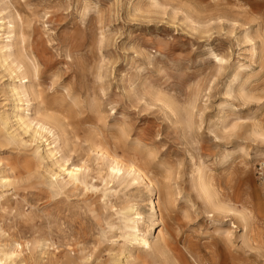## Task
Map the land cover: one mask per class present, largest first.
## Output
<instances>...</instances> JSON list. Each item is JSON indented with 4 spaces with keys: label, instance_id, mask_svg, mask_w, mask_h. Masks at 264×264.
Wrapping results in <instances>:
<instances>
[{
    "label": "rangeland",
    "instance_id": "obj_1",
    "mask_svg": "<svg viewBox=\"0 0 264 264\" xmlns=\"http://www.w3.org/2000/svg\"><path fill=\"white\" fill-rule=\"evenodd\" d=\"M13 15L39 74L20 81L0 65V113L16 104L12 85L31 86L38 97L22 114L58 116L67 127L55 133L57 155L45 162L35 151L50 135L41 143L17 131L22 143L0 140V169L12 181L0 185V245L16 251L6 264H179L158 249L161 228L162 240L195 264L185 248L207 261L211 250L228 251L214 245L218 225L233 231L235 264H264V139L252 136L254 127L264 133V0H0V42ZM240 63L246 67L234 80ZM98 129L118 145L113 154L143 158L163 198L165 188L173 193L161 228L150 222L145 183L113 179L110 161L84 142ZM195 164L209 169L220 201L251 213L250 248L238 219L205 208ZM75 165L83 167L78 184L59 169ZM136 202L150 247L128 244L119 229L131 214L121 211Z\"/></svg>",
    "mask_w": 264,
    "mask_h": 264
},
{
    "label": "bare ground",
    "instance_id": "obj_2",
    "mask_svg": "<svg viewBox=\"0 0 264 264\" xmlns=\"http://www.w3.org/2000/svg\"><path fill=\"white\" fill-rule=\"evenodd\" d=\"M87 3L83 7V11L87 10ZM2 19L0 18V21ZM2 22L0 23V32L2 29ZM7 32V40L4 42H0V65L10 72L16 74V78H20V81L22 79H28L33 80L35 76L39 74V63L36 60V58L30 54H26L27 52V37L22 35H17L16 33V25H15V16H11L9 27ZM245 40L253 43L254 39L250 35H246ZM102 43V42H101ZM18 45V50L15 56V59L9 63L10 53L11 49ZM262 44L264 45V39L262 40ZM256 45L252 47V58L257 57L254 55V52H256ZM26 54V55H25ZM245 64H238L236 68V72L234 75V80H238V77L241 75L243 68H245ZM10 92L12 93V96L15 98L14 101H16V104L12 108L11 113H0V140L1 142L8 144V145H17L19 143H22L23 140L20 138V135L17 133V131H23L26 134H31L34 138V140L38 139L41 143L43 142L44 137L47 135H50L51 137H47L46 142L48 144L46 145V149L43 148L40 152V147L37 148L35 151V154L40 157L41 162H45L48 160H51L54 158L57 153L54 149L51 148L53 144L56 143V140L54 139L55 133L58 131H61V129L64 130L67 125H65L64 121L58 117V116H51L46 115L42 112H37L36 117L31 120L27 115L24 116L22 114L23 112V106H27V110H30V102L36 101L38 94L31 91V86H19L16 83L12 85L10 88ZM166 105L171 109L174 110L175 106L174 104L169 101L166 103ZM192 117L190 116V121H188V128H192ZM104 120H99V122H103ZM36 122V126L33 127V123ZM15 123V124H13ZM106 123V122H105ZM104 126H106L104 124ZM13 127H17V130H14ZM62 132V131H61ZM102 137V139H99ZM252 136L254 138L262 137L264 139V133L261 132V130L258 127H254L252 131ZM84 142H88L90 149L95 151L98 155H101L103 158L108 159L110 161V176L114 179H121L123 176H134L135 180H142L145 183L146 190L148 192L146 197V205L149 207V219L150 222L153 223L155 226H160V228L164 225L162 213L160 211L165 210L169 211L171 210L175 205V199L172 192L169 191L168 188L164 189V198L162 197V191L158 185V182L150 177L151 170L148 167H145L142 165L141 161H143V158H140L139 156H132L129 158V160H123L120 156L117 154H113L111 152V149L117 148L118 145L113 144L106 140L104 137V131L101 129H98L97 131H93L88 138L84 140ZM143 144L139 143V147L141 151H144L142 149ZM241 151L243 152L244 149L242 148ZM228 155H231V153H228ZM258 157L261 159H264V152H258ZM141 159V160H140ZM148 160L145 161V163L150 164L153 161L150 160L151 157H147ZM264 164V163H263ZM262 164V165H263ZM53 163L51 164V166ZM196 170L194 172V181H195V188L197 190V193L202 197V200L204 201V205L206 209H210L211 213H213V217L215 215L222 216L224 214H230L233 216L234 219H238V222H240L241 227L244 230V233L241 236V239L243 241V244L246 247L250 248V220L252 218V215L249 211H239L233 207H228L225 205L224 202L219 200L218 192L214 190L213 183L211 182L209 178L210 171L207 168H203L200 166H197L195 164ZM60 171H63V173L67 172V177L69 178V182H73L75 184L80 183L81 179V172L83 170L82 166L75 165L73 168H65L61 169L59 167ZM46 172L50 177L57 176L54 171L51 169L50 165L47 164L46 166ZM120 173H122V176H120ZM123 180V178H122ZM121 180V183H122ZM4 184V185H3ZM11 176L7 174V171L4 169H0V185H3L6 187V185H11ZM55 187V185H53ZM159 193V197H158ZM1 200V198H0ZM138 203H134L128 207H125L121 214L123 216H127L129 212L131 213L130 216H127L124 218V224L119 229L124 232V235L126 236V242L131 245H138L140 247H150V243L148 238L144 237V229L140 227V222L144 219L142 211H139ZM233 228H238L235 223L233 224ZM218 235V239L214 241V245L217 246L218 242L220 241L222 244L228 245V251H225L223 249H215L211 250V256L212 260L207 261L205 260V256H200L198 253L196 254L195 251H192L188 248H185L189 253H191V257L195 264H235V256L231 253L232 248L234 247L233 238L234 234L231 229H224L221 225H218V227L214 230V236ZM157 238L161 240L158 244V249L163 254H168L169 258L171 259L172 263L178 262L179 264H189V261L187 260L186 256L184 255L183 251L172 245L171 243H166L163 241V230L162 228L159 229ZM259 251H263L262 256L264 257V248L260 247ZM118 252H121V254H125L123 251L119 250ZM129 256H127V260L132 258L131 253H128ZM16 255V251L13 250H7L4 247L0 245V264H6L8 261H14ZM195 255V257H194ZM88 259H86L87 261ZM65 264H76L75 261L68 259Z\"/></svg>",
    "mask_w": 264,
    "mask_h": 264
}]
</instances>
